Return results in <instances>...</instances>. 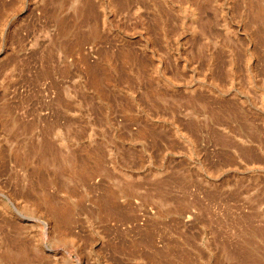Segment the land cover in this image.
Listing matches in <instances>:
<instances>
[{"label":"rangeland","instance_id":"374dc122","mask_svg":"<svg viewBox=\"0 0 264 264\" xmlns=\"http://www.w3.org/2000/svg\"><path fill=\"white\" fill-rule=\"evenodd\" d=\"M77 259L264 264V0H0V264Z\"/></svg>","mask_w":264,"mask_h":264},{"label":"bare ground","instance_id":"6f19581e","mask_svg":"<svg viewBox=\"0 0 264 264\" xmlns=\"http://www.w3.org/2000/svg\"><path fill=\"white\" fill-rule=\"evenodd\" d=\"M51 153V152H50ZM56 156V155H55ZM58 156V155H57ZM61 156H63L62 154H61ZM60 157V156H59ZM55 158V157H54ZM61 158V157H60ZM62 159H64L63 157H62ZM65 159H66V157H65ZM54 160V159H53ZM60 160V159H59ZM64 162V161H63ZM62 161H61V163H63ZM66 162V161H65ZM68 163V162H67ZM68 166V165H67ZM69 170V169H68ZM67 170V171H68ZM123 174V173H122ZM125 175V174H124ZM130 177V176H129ZM128 177V178H129ZM65 178V177H64ZM68 179V178H67ZM131 179H132V177H131ZM69 182V181H68ZM61 183V182H60ZM67 184H71V183H67ZM64 185H65V183H64ZM75 185V184H74ZM74 185H72V186H74ZM63 185H61L60 184V187H62ZM66 186V185H65ZM69 186V185H68ZM64 188V187H63ZM62 188V189H63ZM68 188H70V187H68ZM77 189V188H76ZM72 190H74V189H72ZM31 202V201H30ZM108 202V201H107ZM33 203V202H32ZM38 204V203H37ZM31 205H33V204H31ZM30 205V206H31ZM49 205V204H48ZM40 206V205H39ZM45 206V205H44ZM51 206V205H50ZM43 207V206H42ZM52 208V207H51ZM53 208H54V206H53ZM37 209V208H36ZM57 209V208H56ZM50 210H52V209H50ZM113 210V209H112ZM55 212H56V210H55ZM52 213V212H51ZM54 213V212H53ZM55 214V213H54ZM56 215V214H55ZM23 217V216H22ZM27 219V218H26ZM25 219V220H26ZM56 220V219H55ZM27 221H29V222H35V223H38V222H41V221H38L37 219L35 220V219H32V218H29V219H27ZM33 224V223H32ZM59 229V228H58ZM50 230V227H48V228H46L45 229V234L48 232ZM60 230V229H59ZM61 231V230H60ZM62 233H63V231H62ZM73 241H75L74 239H73ZM74 243V242H73ZM19 254V253H18ZM18 257H19V255H18ZM76 264H83V262L81 261V260H78L77 259V261H76Z\"/></svg>","mask_w":264,"mask_h":264}]
</instances>
